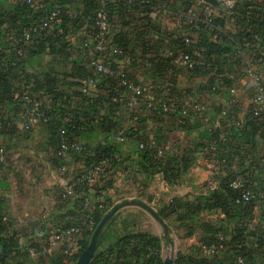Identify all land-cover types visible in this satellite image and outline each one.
<instances>
[{
	"label": "crops",
	"instance_id": "1",
	"mask_svg": "<svg viewBox=\"0 0 264 264\" xmlns=\"http://www.w3.org/2000/svg\"><path fill=\"white\" fill-rule=\"evenodd\" d=\"M67 1L38 0L22 10L16 0H0V47L10 46V36L15 35L32 18L42 15L51 4L62 6L63 3L64 7H70ZM72 1L78 4V7H82L79 0ZM99 1L104 5V0ZM204 4L207 3L201 0H152L149 7L143 8L129 0H119L116 9L109 15V34L112 38L117 33L127 34L129 45L127 49H122L121 56L110 57L109 62L125 69L136 83L145 85L148 92L133 112L123 105H116L109 110L102 104L103 108L94 115L92 128L80 134L79 142L89 150L98 144L106 143L113 146L121 156L116 170L109 176L111 183L107 188L106 196L111 199V206L123 199H139L149 204L159 214V209L169 204L174 198L194 201L196 197L204 196L209 192L204 187L209 175L207 168L209 153L205 148L209 136L197 120L190 119L180 124L177 114L152 112L146 109V102L152 99L155 104H158L162 99H174L186 107L192 103H201L211 117H215L219 108L226 107L244 121L243 127L239 130L231 131V128L227 127L234 142L240 146L239 157L234 160V167L241 172L244 163L248 160H254L258 165L257 178L261 182L254 189L256 196L251 203L248 215L257 226L263 222L264 216V136L259 134L261 119L250 114L252 88L248 83L247 68L252 66L264 78V66L260 64V60H255L256 53L252 52L254 50L260 52L263 49H255V44L244 49L240 48L234 39L236 29L232 22H226L223 26L213 28L194 23L190 18L191 13H201ZM219 10L227 14L231 12L228 9L214 8V17L218 16ZM121 16L123 20H120ZM69 27L65 37L71 47L79 48L77 44L82 33ZM187 32L192 33L196 40L206 37L212 41L224 43L226 41V45L235 55V58H231V62L225 66V75L229 79L230 86L235 89L233 96L229 95L225 89L210 92L208 90L210 77L197 76L185 67H175L169 72L168 69L162 72L154 69L148 59L162 60L173 56L180 49L177 41ZM28 45L33 46L32 43ZM46 56L53 57L50 54ZM85 59L86 56L80 52L70 55L72 62L85 65L90 74L95 75L96 81H102V78L99 79V76L93 73V69L87 66ZM25 70L31 71V68L27 65ZM109 86L92 90L90 94L96 98L98 96L106 98L109 92L121 93L119 88ZM70 91L74 94L80 91V87H73ZM39 98L43 104L49 103L46 96H39ZM70 101L72 104L81 105V99L75 95ZM10 109L9 104H0V112L5 121V128L0 134V143L5 147L7 154L12 142L15 146H21L19 142H16L19 138H15L17 140L12 138L15 136L14 133L24 135L20 123L12 121ZM134 113L138 115L137 120L132 119ZM106 115L119 121L118 130L106 132L100 128L99 120ZM27 134L30 145L41 146L46 159L50 160L53 153L47 127L43 124H36ZM120 135L124 137L123 141L117 140ZM143 140H153L158 147L168 145L170 149L180 153L186 149L193 150V164L188 171L174 180H168L161 171L155 170L147 173L137 149L138 142ZM62 167L65 168L64 171ZM79 167H81V162L77 155L69 153L63 157V164L57 167V172L60 174L55 179V182H58L57 185L51 188L44 199L40 201L37 199L30 204L28 202L18 204L13 201L12 195L4 187L3 173L0 172V199H2L0 206L9 218L12 229L16 232V241L11 247V255L7 261H19L23 264H44V261L46 262L47 256L45 255L43 261L41 259L43 252L39 249L36 250L35 255L23 254V252H28L30 247H35L32 244L37 245L38 248L48 239L50 240L53 232L65 228V208L58 203L57 190L73 178ZM216 178L218 182H221L226 178V173L220 170L216 172ZM89 190L90 207L92 208L102 197H97L93 189ZM236 214H238L236 219H239V212ZM73 216L82 219V222L88 217L87 215L83 217L80 210L75 211ZM201 216L204 221L216 222L224 227L236 224L235 220H228L220 210L211 213L202 212ZM162 219L167 226L169 239L174 234L175 243L172 242L177 248L176 234H178V229L181 230L183 227L174 216ZM134 232H148L159 238L164 236L163 227L147 211L137 206H127L119 210L107 223L100 235L101 242L96 249L101 251L113 244L120 236ZM187 237H190L187 243L190 246L189 248L186 246L187 251L183 252L178 248L176 252L196 255V247L199 246L198 230L193 234L187 230ZM163 244L162 241L161 250H163ZM1 249L4 250L5 257V249L0 247ZM44 249L49 256L61 251L60 247ZM201 255L205 256L203 251ZM130 260L137 261V258L132 257ZM112 261L114 262V259Z\"/></svg>",
	"mask_w": 264,
	"mask_h": 264
},
{
	"label": "trees",
	"instance_id": "2",
	"mask_svg": "<svg viewBox=\"0 0 264 264\" xmlns=\"http://www.w3.org/2000/svg\"><path fill=\"white\" fill-rule=\"evenodd\" d=\"M16 1L17 4L20 5L19 8L21 7L22 10L28 8L27 6L29 4L18 0ZM137 1L132 3L143 8L149 7L152 2V0H150L149 3L145 5L144 3H137ZM67 2L68 4L70 3V7L68 8L64 7L63 3L62 6L51 4L48 8L51 9L54 6L60 7V27L63 29L61 34H58L53 28L33 37L28 43H32L33 46L30 47L28 44L22 46L27 54H25V57L20 61L13 60L14 47L11 43L9 44L10 46L0 47V104H9L11 108L10 110H15L17 106H13L11 101L16 94L24 90L29 91L37 97L46 96V98L49 99L48 104H43L44 110L50 117V120L44 125L48 129L49 141L53 153L52 160L57 167H61L63 164V157L56 155L59 146L58 129L60 127L66 129V138L68 141H79L80 134L87 132L92 128L94 115L97 114L104 105L105 108L108 109L115 107L116 105L125 106V102L121 100H113V98H119L121 93L117 94V92H109L106 98L101 96L96 98L93 97L90 92L83 93L81 91L82 79L93 77L96 80V78L95 75L90 74L85 65L70 60V55L79 52L86 56L85 50L81 47L82 38L77 44L79 48L74 49L73 46L71 47V45H69L65 37L69 26H71L73 30H79L81 33L84 30L89 31L90 33L95 31V12L98 9L102 8L106 10L110 22L109 15H111L116 9L119 0H104V5L99 0H79L82 7H78V4H74L72 0H68ZM76 11L81 12L83 17H73L72 14ZM45 12L36 18L34 17V19L32 18L15 35L20 36L21 31L26 28L31 21H37L45 14ZM120 20H123L122 16L120 17ZM226 22H232L234 25L236 29L234 39L240 48L244 49L255 44V49H263V51L260 52H255V50L252 51L253 53H256L254 56L255 60L263 61L264 2L258 0H239L230 13L227 14V12L224 13V11L219 10L218 16L213 17L210 25H205L200 22H198V25L207 26L206 28H213L214 26H223ZM110 37L112 44L119 47L121 50L128 48L129 39L127 34L117 33L114 38H112L111 35ZM177 44L180 49L191 51V48H187L181 39L177 41ZM197 46L205 49V52L202 55L203 59L206 60V62L212 63L215 74L223 75L225 84L229 86L230 82L225 75V66L231 62V58H235V55L231 48L226 45V41L224 43L201 37L197 39L196 45H194V47ZM47 54L53 55V57H58L59 66H48L36 71L25 70V67L27 65L29 66L33 59H41L42 56ZM175 54L173 56L165 57L162 60H148L154 69L159 70L158 72H162L165 69H168L167 71L169 72L177 67L173 63ZM10 59H12L10 62H14L13 64L9 63ZM106 61H110V56L106 58ZM85 62L87 66L91 68L88 65V58L85 59ZM110 65H112V63H110ZM112 67L116 66L112 65ZM188 71L197 76H206L208 74L207 69L204 70L201 65H196L195 69ZM93 73L96 74L95 71H93ZM96 75L99 76V79L101 77L102 81H96L97 85L95 90L110 85L109 87H117L121 91L116 79L103 74ZM210 84L211 82L208 84L209 91ZM76 86L80 87V91L73 94L70 90ZM74 95L81 99V105L71 103L70 100ZM145 106L147 110L159 112L158 110L149 109L147 107V102ZM65 113H70L72 116L69 122H63V116ZM0 116H2L1 112ZM134 116H136L137 120L138 115L136 113L132 114V119ZM255 118L261 119L259 134L264 136V120L261 117ZM13 120L14 119L12 118V121ZM99 126L103 131L108 132L111 130H118L120 128V123L119 121L113 120L109 115H106L99 120ZM212 137H214V134L209 136L208 141ZM144 141L148 140L139 142ZM205 148H207V146ZM239 148L240 146L237 145L236 142L229 146V159L233 158L234 155L239 157ZM193 152V150L186 149L180 153L170 149L164 150L163 154L157 158L155 157V151L150 149L142 151L138 149V153L143 160V168L145 169V172L149 173L150 171L155 170L161 171L168 180H174L189 170L193 164ZM116 153H118L116 149L106 143L98 144L90 150L85 148L80 153H75L80 159L81 167L78 168V171L73 178H76L79 173L88 171L105 159H107L109 163L108 173L105 179L99 180L93 186H89L86 182H81L76 188L77 192L66 202L60 204L65 208L66 215L70 216L68 220H65L66 225L64 227L66 228L72 223L81 224V227L83 228L82 237L78 238L75 249L72 250L60 247L61 251L52 256H49L48 253L45 252L46 250L42 249L49 247V239L38 248L36 247L37 245L32 244L37 248L35 251L39 249L40 252H43L41 258L43 261L45 255L47 256V260L46 262L44 261V264H71L86 247L91 232L86 229L84 224L82 225V219L74 218L73 215L75 211L80 210L83 217L86 215L89 216L97 225L104 212H106L111 206V199L106 196V193L105 195H101L99 191L105 189L107 192V188L111 183V178L109 180V176L116 170L117 165L121 161L116 160L114 156ZM257 166L256 161L248 160L244 163L241 172L235 167L234 170L227 167L224 169L226 178L219 182L218 187L215 190L209 191L204 196L196 197L194 201H189L188 199L183 198H174L169 204L163 205L159 209V214L162 218L165 219L174 216L175 220L180 223V226L186 228L190 234H193L198 230L199 246L196 247L195 252L197 254L193 255L192 253L178 252L175 258V264H236L238 257H243L246 264H264V232L259 236L256 235L254 231L247 230L242 225V220L249 217L248 215L253 200L246 205L243 204L240 192L232 189L228 185L229 177H233L236 174L251 173L253 168H258ZM257 180L261 182L260 179ZM89 189H93L96 196L102 198L96 202L94 207L84 209V199L85 197H89ZM1 202L2 199H0V204ZM216 210H220L228 220H235L236 224L224 227L216 222L212 223L211 221H204L202 219V212L211 213ZM236 212H239V219H236V216L238 215ZM15 235L16 232L12 229L9 218L0 206V247H3L6 252L5 257L0 259V264H23L19 261H7L11 255V247L14 246L16 241ZM168 240V237L159 238L148 232L124 234L103 250L100 251L96 249L89 264H152L153 259L148 258L145 255L146 248L154 247L159 250L161 249V242L163 241L166 243ZM100 242L101 238L97 247ZM202 246L215 248L216 254L213 257L202 256ZM25 253L28 252H23V254ZM132 257L137 258V261H131L130 258ZM112 259H114V262ZM156 264H162V259L157 258Z\"/></svg>",
	"mask_w": 264,
	"mask_h": 264
},
{
	"label": "built area",
	"instance_id": "3",
	"mask_svg": "<svg viewBox=\"0 0 264 264\" xmlns=\"http://www.w3.org/2000/svg\"><path fill=\"white\" fill-rule=\"evenodd\" d=\"M23 3L33 5L38 0H18ZM134 2L137 0H129ZM235 0H230L234 2ZM137 3H149V0H138ZM231 7V6H230ZM73 17L82 16L79 11L73 12ZM83 17V16H82ZM214 17V7L209 4H204L201 13H191L190 18L194 23H203L210 25ZM61 25V10L60 7L54 6L48 9L45 14L40 17L37 21H31L29 25L21 31L20 36H10V43L14 47L13 60L20 61L25 57V49L22 47L28 44L33 37L40 35L44 31L55 29L58 34L63 32ZM95 31L91 33L89 31H82L81 47L86 52V58H88V65L96 72V74L107 75L113 79H116L118 86L121 89V95L119 98H113L114 101L121 100L125 102V106L130 110L134 111L135 107L146 97L148 88L145 85L136 83L128 74V72L120 67H112L106 58L108 56L114 57L122 54V50L112 44V40L109 34V20L105 9H98L95 12ZM182 42L191 51H184L179 49L173 58V63L177 67H185L188 70L195 69L196 65H201L203 69H207L208 74L206 77H210L211 84L210 91L217 92L221 89H225L229 95L235 94V89L232 86L225 84L223 75H216L211 62H206L202 55L205 52L203 47H194L196 45V37L187 32L181 37ZM108 55V56H107ZM10 64L14 62H10ZM260 64L264 66V60H260ZM200 74V73H199ZM248 83L252 88V108L250 114L253 117H261L264 120V78L256 71L252 66L247 68ZM97 82L93 77L84 78L81 80V91L83 93H89L96 89ZM13 106H17L15 110H12V118L20 123V128L23 133H29L34 125L46 124L50 117L43 108V103L39 97L24 90L15 95L12 99ZM147 107L152 110H158L163 114H177L178 122L183 124L186 120H197L203 127V131L214 137L210 138L207 142L206 150L209 153V160L207 161L208 178L205 182V189L207 191H213L218 187V180L216 178V172L225 168L234 170V160L238 158L234 155L233 158L229 159V146L234 142L230 130H239L243 127L244 121L233 114L228 108H219L215 117L208 115L204 105L201 103H192L190 106L180 105L178 101L174 99H163L158 104H155L152 99L147 101ZM70 113H65L63 116V122H69L71 119ZM136 120V116L133 117ZM5 128L4 119L0 116V134ZM59 146L56 155L59 157H65L69 153H80L84 150V146L79 141H68L66 138V129L60 127L58 129ZM117 140L123 141L124 137L121 135L117 137ZM139 150L155 151V157L159 158L164 150H170L168 145L158 147L153 140L139 142L137 144ZM116 160H121V156L116 153ZM7 151L5 147L0 143V172L4 174L5 166L7 164ZM108 160L105 159L101 163H98L88 171L79 173L76 178L70 179L64 185L60 186L57 190L58 203L62 204L66 202L71 196L77 191L76 188L81 182H86L89 186H93L101 179H105L108 173ZM65 170L64 167L61 168ZM259 175L258 168H253L251 173L236 174L233 177H229L228 185L239 191L241 194V201L243 204L250 203L256 196L255 187L259 184L257 176ZM264 188V187H263ZM264 191V189H263ZM101 195H105L106 190L102 189L99 191ZM84 209L90 208L89 197L84 199ZM70 216L66 215L65 220H68ZM84 224L86 229L91 232L94 231L96 223L89 216L81 222ZM254 220L247 217L242 220V225L250 231H254L256 235H261L264 232V216L263 222L260 225L255 226ZM81 224H70L68 227L59 229L52 233L49 248L53 247H64L66 249H75L77 240L82 237ZM220 237V236H219ZM46 248V247H45ZM202 251L206 257H213L216 254V249L212 247L202 246ZM44 249V248H43ZM30 255H35L36 251L34 247L28 249ZM146 257L152 258V264H156V259H163V252L161 249L154 247L146 248ZM236 264H246L243 257H238Z\"/></svg>",
	"mask_w": 264,
	"mask_h": 264
},
{
	"label": "rangeland",
	"instance_id": "4",
	"mask_svg": "<svg viewBox=\"0 0 264 264\" xmlns=\"http://www.w3.org/2000/svg\"><path fill=\"white\" fill-rule=\"evenodd\" d=\"M238 1L239 0L230 2V0H225V3L229 7H234ZM58 60V57H49L45 55L42 56L41 59H33L29 66L32 71H36L48 66H59ZM14 135L15 136L12 138H19L15 140H17L16 142H19L21 146H15L14 142H12L10 149H8L7 164L5 166V172L2 175L4 177L2 179L4 187L6 191L10 192L15 203L28 202L30 204L37 199L40 201L44 199L48 192L51 191V188L55 187L58 183L55 182V179L58 178L57 176H60L59 172H57V166L51 157L50 160L46 159L44 150L41 146L30 145L27 133H24V135L22 133H14ZM1 168L2 167H0V169ZM122 222H124V220H122ZM176 235L177 248L173 247L171 249V247H169L172 241L175 243V236L173 234L168 242L163 244V257L167 254L175 257L178 248L183 252L187 251L189 248L190 245H187V243L190 237H187V229H178V234ZM167 243L168 245L166 246ZM186 246H188V248Z\"/></svg>",
	"mask_w": 264,
	"mask_h": 264
},
{
	"label": "water",
	"instance_id": "5",
	"mask_svg": "<svg viewBox=\"0 0 264 264\" xmlns=\"http://www.w3.org/2000/svg\"><path fill=\"white\" fill-rule=\"evenodd\" d=\"M209 5H211L214 8H219V9H228L231 10L232 7H229L226 5L225 0H201ZM127 206H137L140 207L141 209L147 211L160 225L163 227V232L164 236L162 237H168L169 234L167 231V226L161 216L146 202H143L139 199H123L120 202L115 203L112 205L100 218L98 224L96 225L94 231L92 232L88 243L86 247L81 251L77 259L73 264H89L91 261L92 257L94 256V252L96 250V246L98 243V240L100 238L101 233L103 232L105 226L107 223L115 216V214L121 210L124 207ZM168 245V243L166 244ZM169 247L171 249L174 247V243L171 242L169 244ZM4 250H0V259L4 257ZM162 264H175V257H172L170 254H167L164 256L162 259Z\"/></svg>",
	"mask_w": 264,
	"mask_h": 264
}]
</instances>
